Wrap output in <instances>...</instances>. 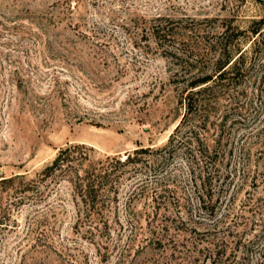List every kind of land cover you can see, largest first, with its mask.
I'll use <instances>...</instances> for the list:
<instances>
[{
    "label": "rangeland",
    "instance_id": "1",
    "mask_svg": "<svg viewBox=\"0 0 264 264\" xmlns=\"http://www.w3.org/2000/svg\"><path fill=\"white\" fill-rule=\"evenodd\" d=\"M263 16L264 0H0V264H264V70L214 207L199 208L180 160L178 194L154 209L123 184L107 228L80 215L64 178H40L68 144L93 162L167 144L184 110L156 18L179 20V50L207 58L214 19L243 30ZM244 38L253 62L264 44ZM23 183L36 188L20 205Z\"/></svg>",
    "mask_w": 264,
    "mask_h": 264
},
{
    "label": "trees",
    "instance_id": "2",
    "mask_svg": "<svg viewBox=\"0 0 264 264\" xmlns=\"http://www.w3.org/2000/svg\"><path fill=\"white\" fill-rule=\"evenodd\" d=\"M220 22L211 32L208 42L212 54L207 58L198 51L179 50V20L158 17L153 22V36L163 51L176 60L179 70L172 75V82L179 92L178 103L184 113L163 147H140L125 157L108 156L93 162L88 146L68 144L60 149L53 163L41 173V181L64 178L72 187L80 215L108 227L106 212L117 209L126 184L131 199L151 195L154 209L165 203L170 195L179 192V165L183 164L185 183L194 188L199 208L215 206L214 183L219 182V196L233 173H221L226 159H233L237 139L235 131L247 119L248 79L257 80L264 70V54H255L251 62L247 49L239 43L241 37L253 47L264 44V16L253 20L241 30L233 20L214 19ZM208 34L205 38H209ZM257 52V48H254ZM261 60L258 63V59ZM207 59V60H206ZM263 78V77H261ZM240 141V139H238ZM179 160L182 164H179ZM1 178V176H0ZM19 177L1 180L16 183ZM229 181V180H228ZM129 183V185L127 184ZM15 185V184H14ZM35 184L16 185L22 195L18 204H26L28 192ZM218 189V188H217ZM264 262V246L260 253Z\"/></svg>",
    "mask_w": 264,
    "mask_h": 264
}]
</instances>
